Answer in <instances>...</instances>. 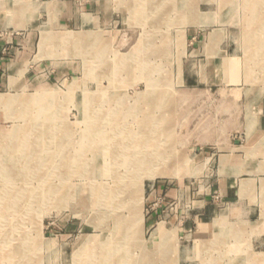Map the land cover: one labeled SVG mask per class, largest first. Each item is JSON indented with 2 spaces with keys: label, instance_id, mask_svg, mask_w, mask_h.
Wrapping results in <instances>:
<instances>
[{
  "label": "crops",
  "instance_id": "1",
  "mask_svg": "<svg viewBox=\"0 0 264 264\" xmlns=\"http://www.w3.org/2000/svg\"><path fill=\"white\" fill-rule=\"evenodd\" d=\"M69 34L151 36L131 48L171 52L182 83L216 104L184 143L200 167L190 177L200 181L157 183L147 200L153 264L197 258L213 232L222 244L232 227H262L249 243H261L264 258V0H0V96L66 65L60 49ZM161 34L169 36L162 45Z\"/></svg>",
  "mask_w": 264,
  "mask_h": 264
},
{
  "label": "rangeland",
  "instance_id": "2",
  "mask_svg": "<svg viewBox=\"0 0 264 264\" xmlns=\"http://www.w3.org/2000/svg\"><path fill=\"white\" fill-rule=\"evenodd\" d=\"M244 5L248 6V3L245 2ZM96 37L98 38L97 35L88 34L65 36V43L61 46L62 49H60V52L63 54L66 65L57 69L58 71L56 72L59 74L56 72L52 73L53 68L49 67L48 69L52 71V76H49L48 79L32 83L26 90L0 96L1 99L7 100L6 103L4 101L0 102V142L6 147L4 149H2L3 147L0 148V159L2 158L0 160V167L3 165L2 167L9 168L11 171L8 172L15 175H31L34 173L35 175L65 174L64 172L53 171V169L48 171L46 168L44 170L42 169L41 172L39 171V173L38 171L32 172L30 166L44 168L47 165H53L54 167H59L63 164L62 160L66 156L50 155L46 157L45 155H39V157L35 158H49L50 162H52L48 164L34 162L32 164L30 162V155L27 153L29 147L25 149L26 154L23 155L20 153V147H13V143H20L19 139L22 137L25 140L28 138L29 140L27 139V142L35 141L33 139L38 134L45 139L55 132L59 135L65 128H68L67 132L73 134L72 143L74 144L73 149L71 148L72 150H69L71 152L68 158H78L77 152L81 151L82 154L83 145L87 143L84 138V135L87 133L85 130L86 124L84 123L87 115L85 111L95 110L90 104L88 106L86 103L84 104V101L87 98L91 99V97L93 101L94 97H100L104 94V97L107 98L114 97V99H104L105 103L108 102L111 105L113 103L112 101L116 100L115 98L123 96V100L122 98H117L119 104L115 109L117 111H125L124 115L120 114L118 116L125 117L124 119L122 118L123 121L131 116L130 114H126L127 110L136 112L137 121L142 123L147 122L149 118L154 116L153 119H156L154 130L156 132L153 135L154 139H150V142L157 141L160 145V150L163 149L166 151L167 157L169 156L171 158V161L165 164L166 168L174 169L177 163L179 164V167H177L180 171H184L185 173L183 174L186 175L176 178L145 177L146 179H141L138 182L141 185L142 201L140 205L134 209L129 208V210L128 208H123L121 210H113V212L111 209H102L101 206L99 207L93 202L91 186L95 181L106 184H111L112 181L109 177L103 178L101 176L103 173L102 170L105 169L104 158L100 155L99 149H95V147L89 145V152L87 151L88 153L86 152L84 156H81L84 161H80L81 163L78 162V166L85 171L82 173L68 172L67 174H70L68 176L69 178H66L65 186L60 189L65 194L64 196H66L64 198L66 202L58 204L60 196L55 195L50 196L49 200H46L47 202H45L46 197L43 196L41 199H44V202L33 205L27 204V209H8V211L2 208L6 207L5 204L0 205V264H153V260L149 259L152 257L151 228L148 229L144 226L143 215H145L147 200L154 190L155 185L160 182L167 184H194L200 181L197 178L190 177L194 174L192 171H198L200 167L197 163L191 161L188 153L190 148L184 146V143L195 138L200 124L206 120L203 110L209 106L214 107L216 105L215 102L210 103L202 99L200 90H189L182 83L180 77V69L182 68L172 67L170 65L169 57L171 52L162 50L148 52L134 49V47L131 48L138 41L140 43L141 41L149 42L148 39L152 38L151 36L141 35L137 41L135 39L133 41H127L124 36L119 34L113 35L107 40L104 39V36H99L100 40L96 41V45H93L94 39L97 40ZM154 38L162 45L166 43L169 36L161 34L154 36ZM94 46H98L100 48L99 50L103 52V61L91 58L92 50L95 48ZM138 46L140 45L138 44ZM174 54L179 58V51ZM141 56H144V58ZM139 61L150 63L152 72L147 74L146 69H149V67L138 66L137 63ZM99 62H102L104 66L99 64ZM113 65L120 67L118 77L110 76V70ZM114 78H117L116 81ZM198 87L204 89V86ZM46 93L47 95L53 94L54 98L48 99L45 96L39 104L41 106L29 104L32 97H40ZM18 95H20V98ZM13 98H17L19 102H8L9 99ZM22 100H24L23 104L21 103ZM92 101L90 102L92 103ZM97 110L100 109L97 108ZM104 110H111L107 103L104 106ZM27 121L30 124L26 123ZM133 127L137 128L136 123L133 124ZM141 129L139 128L138 130L137 128L138 132L144 133L146 136L153 134L150 128L146 130ZM15 130L19 132L17 135L18 138L14 135ZM31 130L34 132L32 136L29 133ZM59 140L60 142H66V138L63 137ZM49 144L53 143L49 142ZM49 148L53 147L50 146ZM22 157L25 158L22 159ZM12 166L16 167L12 169ZM50 179L19 178L15 179V181L17 183H29L27 186L28 189H26L34 192L39 190V183L45 180L53 183H59L61 180L58 177ZM80 194L81 196L79 197ZM32 196L34 197V193L26 195V198ZM179 207L184 211L188 208L187 206ZM136 208L138 209L137 213L142 218V221L139 223V219L135 216ZM16 215H22V220L17 219L15 217ZM119 222L122 223L120 229L124 228L121 230V237L117 236L116 231ZM134 228L137 229L136 234L134 233ZM258 230H262V227L256 230L250 229L246 233H237L233 229L232 231L230 229L228 231L224 230L225 236L221 235L222 238H226V241L222 244L217 243V234L213 232L214 235L207 250L205 248H202L200 251L197 250L198 257L192 258L186 263L179 261L176 257L175 264H264V258L257 255L263 247L262 244L253 241L249 243V239L257 235ZM237 235H241V238H237ZM176 237H178L177 234ZM239 239L240 242H238ZM218 240H221V237ZM11 241L12 243H10ZM106 243L107 245H105ZM22 244L24 248L20 249ZM14 249L16 250L15 252H13ZM87 251L90 253L88 254ZM128 251L130 254L127 253ZM22 252L23 256L21 255ZM37 252L39 254H36ZM198 252H200V255ZM252 252L255 254L253 255ZM14 254L17 255L14 256ZM83 256L85 259H83Z\"/></svg>",
  "mask_w": 264,
  "mask_h": 264
},
{
  "label": "bare ground",
  "instance_id": "3",
  "mask_svg": "<svg viewBox=\"0 0 264 264\" xmlns=\"http://www.w3.org/2000/svg\"><path fill=\"white\" fill-rule=\"evenodd\" d=\"M151 20V19H149ZM160 21V20H159ZM163 21V20H162ZM161 21V22H162ZM50 32V31H49ZM45 33V32H43ZM47 34V33H46ZM51 34V32H50ZM52 35V34H51ZM50 35V36H51ZM70 35V34H69ZM145 35V34H144ZM49 36V35H48ZM73 36V35H72ZM48 38V37H47ZM50 40V39H49ZM48 40V42H49ZM151 40V39H150ZM149 40V41H150ZM98 41V40H97ZM71 43V42H70ZM94 44L96 45V43L94 42ZM93 44V45H94ZM68 45V44H67ZM72 45V44H70ZM98 45V44H97ZM81 46V45H80ZM44 47V46H43ZM95 47V46H94ZM72 48V47H71ZM69 49V48H68ZM67 49V50H68ZM100 48H98V46H96L92 51L93 53H89L91 54V58L94 59H99L102 60V58H104L103 52H101L99 50ZM70 50V49H69ZM68 50V51H69ZM78 50V49H77ZM106 50V48H105ZM145 51V50H144ZM143 51V52H144ZM106 52V51H104ZM108 52V51H107ZM142 52V53H143ZM47 54V53H46ZM135 54V53H134ZM146 54V53H145ZM106 55V54H105ZM87 56V55H86ZM90 56V55H89ZM134 56V55H133ZM137 56V55H135ZM146 56V55H144ZM144 56H141L142 58H144ZM149 56V54H148ZM123 58V57H122ZM130 58V57H129ZM138 58V57H137ZM93 60V59H92ZM144 60V59H143ZM95 61V60H94ZM132 62V61H131ZM99 64H103L102 62ZM98 64V65H99ZM108 64V63H106ZM122 64V63H121ZM138 66L142 67H149V69L151 68V65L144 63V61L142 62H138L137 63ZM100 65V66H101ZM87 66V64H86ZM104 66V65H102ZM106 66V65H105ZM121 66V65H119ZM127 68V67H126ZM106 69V68H105ZM104 69V70H105ZM146 69L147 74H150L152 72V70L150 69ZM122 70V69H121ZM132 70V69H131ZM120 67L113 65L111 67L110 70V76L112 77H118L120 74ZM127 71V70H126ZM144 74V73H143ZM145 75V74H144ZM115 81L117 78H114ZM146 79V78H145ZM149 79V77H148ZM165 79V78H164ZM162 81V80H161ZM152 84V83H151ZM150 87V86H149ZM167 92V91H165ZM54 93V92H53ZM100 95V94H99ZM98 95V96H99ZM113 95V94H112ZM47 96L48 99L54 98L53 94H44L40 97L35 96L32 97L29 104L31 105H39L41 100ZM105 95L103 94L100 97H94V100L92 101V97L87 98L84 101V104L86 103V105L88 106L90 104V106H93L95 110H86L85 113H87L86 118H85V130L87 131V133L84 135V138L86 139L87 143H84L85 145H83V150H82V154L81 151L77 152L78 154V158H68V155H70L69 151L72 147H73V134L67 132L68 128H65L64 131L59 135L55 132L51 135H49L47 138H43L41 137L39 134L38 136L33 139L35 141H31V142H27V139L25 140L24 137L20 138V143H13V147L19 146V150L20 153L25 155L26 154V150L28 147V155H30V162L33 164L34 162H42V163H46L48 164L50 162L49 158L46 159H38L35 157H39V155H45L50 156V155H62V156H66L62 161L63 164H61L59 167L58 166H48L47 167H42V168H38L37 166H30V170L33 171H39L41 172L42 169L44 170L46 168V170L51 171V169H53V171H60V172H64L65 174H58V175H41V174H31V175H18V174H10L11 171L9 170V168H5V167H0V205L5 204L6 207H2L5 210L8 209H13V210H21V209H27L28 207H26V205H33V204H38L41 202H44V199H41V197H46L45 202H47L49 200L50 196H60V199L58 201V204H60L61 202H66L65 201V194H63V191L60 190L65 186L66 183V178H69L67 173L68 172H76V173H82L85 170L81 167L78 166V162L81 163L82 161H84V159L81 158V156H84L86 154V152L89 149V145L95 147V149H99L100 150V155L103 156V161L105 162V169L102 170L103 173L101 174V176L104 178L109 177L111 179V184H106V183H101V182H93L91 189H92V196H93V202L95 203V205L97 206H101V208H105V209H111L112 212L113 210H121L123 208H135L138 205H140L141 203V185H139L138 182H140L141 179H146L147 178H156V177H179V176H185L186 174L184 171H180L179 164L176 163V168L174 169H170V168H166L165 164H167V162L171 161V158H169V156L167 157V152L164 151L163 149L160 150V145L159 143L156 142H150V139H154V132H156L154 130V125L156 123V119H153L154 116H152V118H149L147 120V122H139L137 121V113L136 112H132L130 110H127L126 114H130V118H126L127 120L123 121L122 118L123 117H118L120 114L124 115L125 111H117L115 110L118 107V101L117 98H122L123 100V96L121 97H117L115 98V101H112V105L108 102H106L109 107L111 108V110H104V106H105V102L104 99H114V97H104ZM18 97L20 98V95H18ZM161 97V96H160ZM81 98V97H80ZM23 99V98H22ZM47 99V100H48ZM144 99V98H143ZM160 100V99H159ZM5 102L7 100L1 99L0 98V102ZM10 101V103H15V102H19V100L17 98H13V99H9L8 102ZM24 100L21 101V103L23 104ZM46 101V100H45ZM92 101V103L90 102ZM44 102V101H43ZM141 102V101H139ZM166 102V101H165ZM4 103V105H5ZM28 104V105H29ZM84 104H82L83 106H85ZM122 105H124V103H122ZM149 105V104H148ZM22 106V105H21ZM41 106V105H39ZM136 106V105H135ZM164 106V105H162ZM46 107V105H45ZM44 107V108H45ZM27 108V107H26ZM39 108V107H38ZM97 108H99L100 110H97ZM120 108V106H119ZM136 108V107H135ZM146 108V107H145ZM48 109V108H47ZM150 109V108H149ZM22 110V109H21ZM20 110V111H21ZM28 110V109H27ZM42 112V111H41ZM139 112V111H137ZM161 112V111H160ZM159 112V113H160ZM164 113V112H163ZM30 114V113H29ZM90 114V115H89ZM154 115V114H153ZM166 115V114H165ZM34 117V116H33ZM158 117V115H157ZM164 117V116H161ZM125 118V117H124ZM123 118V119H124ZM31 119V118H30ZM28 123V121L26 122ZM25 123V124H26ZM136 123V126L139 130V128H142L143 130L145 129H151V131H153V134H151L150 136H146L144 133L138 132L137 128L133 127V124ZM24 124V123H23ZM30 124V123H28ZM34 126V125H33ZM60 127V126H59ZM21 128V127H20ZM35 129V127H34ZM59 129V128H57ZM61 129V127H60ZM141 129V130H142ZM23 131V130H22ZM35 131V130H34ZM72 131V130H71ZM167 131V130H166ZM7 132V131H6ZM40 132V131H39ZM58 132V131H57ZM73 132V131H72ZM162 132V131H161ZM16 138L18 135V131L15 130L14 132ZM30 135L32 136L34 134V132L31 130ZM36 133V132H35ZM75 133V132H74ZM1 134V133H0ZM41 134V133H40ZM14 136V137H15ZM25 136V135H24ZM79 136V135H78ZM6 137V136H5ZM61 137L66 138V142H60L59 139H61ZM165 137V136H164ZM6 139V138H5ZM13 140V139H12ZM29 140V139H28ZM78 140V139H77ZM157 140V139H156ZM159 140V139H158ZM15 141V139H14ZM89 141H91L90 143H88ZM49 142L53 143V144H49ZM75 143V142H74ZM8 144V143H7ZM11 144V143H10ZM161 144V143H160ZM50 146H52L53 148H49ZM3 147V148H2ZM9 147V146H8ZM169 147V146H168ZM0 148L4 149L6 148L1 142H0ZM73 149V148H72ZM71 149V150H72ZM91 150V149H90ZM89 152V151H88ZM87 152V153H88ZM97 152V151H95ZM169 152V151H168ZM76 154V155H77ZM90 154V153H89ZM11 155V154H10ZM91 155V154H90ZM97 155V154H96ZM169 155V154H168ZM61 156V157H62ZM9 157V155H8ZM14 157V156H13ZM21 157V156H19ZM17 157V158H19ZM57 157V156H56ZM16 158V157H15ZM25 157H22V159ZM63 158V157H62ZM94 158V157H93ZM2 159V158H1ZM0 159V160H1ZM54 159V158H53ZM100 159V158H99ZM6 160V158H5ZM4 160V161H5ZM9 160V159H8ZM14 160V159H13ZM28 160V159H27ZM91 160V159H90ZM17 161V160H16ZM81 161V162H80ZM100 161V160H99ZM9 162V161H8ZM52 162V161H51ZM50 162V163H51ZM56 162V161H54ZM59 162V161H58ZM2 163V162H1ZM7 163V162H5ZM61 163V162H60ZM184 163V161H183ZM40 164V163H39ZM59 164V163H58ZM181 164V163H180ZM185 164V163H184ZM1 165V164H0ZM15 165V164H14ZM183 165V164H182ZM39 166V165H38ZM81 166V165H80ZM178 166V167H177ZM185 166V165H184ZM9 167V166H8ZM16 167V166H12V169ZM94 167V166H93ZM182 167V166H181ZM93 169V168H92ZM45 170V171H46ZM15 172V171H13ZM44 172V171H43ZM91 172V171H90ZM12 173V172H11ZM56 173V172H55ZM98 173V172H97ZM82 175V174H81ZM89 175V174H88ZM78 176V175H77ZM53 177H58L60 178V182L59 183H53L51 182L52 180L50 178ZM26 179V178H38V179H50L49 180H45L41 183H39V190L32 192V190H27L28 189V184L26 183H17L15 181V179ZM76 178V177H75ZM78 178V177H77ZM79 179V178H78ZM99 179V178H98ZM97 179V180H98ZM35 180V179H34ZM38 181V180H37ZM90 181V180H89ZM103 181V180H102ZM80 182V181H79ZM78 182V183H79ZM82 182V181H81ZM84 182V180H83ZM73 183V182H72ZM27 184V185H26ZM78 185V184H77ZM87 185V184H86ZM83 186V185H82ZM79 187V186H77ZM18 188V189H17ZM27 188V189H26ZM86 188V186H85ZM77 189V188H76ZM86 190V189H85ZM144 190V189H143ZM79 192V191H78ZM34 193V197H30V198H26V195L28 194H32ZM83 193V192H82ZM91 193V192H90ZM87 194V193H86ZM9 196V197H7ZM81 196V194L79 195V197ZM47 200V201H46ZM81 200V199H79ZM89 201V200H88ZM86 203V202H85ZM8 205H12V206H8ZM21 205V206H20ZM25 205V206H24ZM81 206V205H79ZM85 207V204H84ZM91 207V206H90ZM1 208V207H0ZM76 209V208H75ZM129 209V210H130ZM137 208L135 210L136 214V218L139 219L138 223L140 221H142V218L139 216V214L137 213ZM9 211V210H8ZM27 211V210H26ZM111 212V213H112ZM16 213V212H15ZM22 213V212H21ZM110 213V214H111ZM115 213V212H114ZM20 214V213H19ZM107 214V213H106ZM221 214V213H220ZM104 215V214H103ZM108 215V214H107ZM106 215V216H107ZM105 216V217H106ZM11 217V216H10ZM17 219L19 218V220H22V215H16L15 216ZM112 217V216H111ZM5 218V217H4ZM26 219V218H25ZM38 219V218H37ZM3 220V219H2ZM7 221V220H6ZM12 221V220H11ZM10 221V222H11ZM120 221V220H119ZM9 222V223H10ZM37 222V221H36ZM124 222V221H122ZM3 223V222H2ZM1 223V224H2ZM23 223V222H22ZM239 223V222H238ZM17 224V223H16ZM137 224V223H136ZM214 224V223H213ZM22 225V224H21ZM118 227L116 229L117 231V236L121 235V230L120 229L122 223H118ZM124 225V224H123ZM136 226V225H135ZM233 227L230 229V231H232ZM4 231V230H3ZM112 231V230H111ZM115 231V232H116ZM133 231V230H132ZM223 231V230H221ZM226 231V230H225ZM9 232V231H8ZM13 232V231H11ZM137 229L134 228V233L136 234ZM220 232V231H219ZM224 233V231H223ZM222 233V234H223ZM3 234V233H2ZM17 234V233H15ZM110 234V233H109ZM170 234V232H169ZM4 235V234H3ZM2 235V236H3ZM22 235V234H21ZM24 235V234H23ZM31 235V234H30ZM1 236V237H2ZM40 236V235H39ZM108 236V235H107ZM114 236V235H113ZM10 237V235H9ZM20 237V236H19ZM121 237V236H120ZM31 238V237H30ZM117 238V237H116ZM125 238V237H124ZM6 239V238H5ZM12 239V238H11ZM22 239V238H21ZM216 239V238H215ZM1 240V239H0ZM217 240H218V236H217ZM14 241V240H13ZM28 241V240H27ZM167 241V240H166ZM1 242V241H0ZM107 242V241H106ZM168 242V241H167ZM218 242V241H217ZM12 243V241L10 242ZM25 243V242H24ZM90 243V242H89ZM19 244H21V242H19ZM35 244V243H34ZM86 244V243H85ZM91 244V243H90ZM104 244V243H103ZM167 244V243H166ZM170 244V243H169ZM195 244V243H194ZM31 245V244H30ZM40 245V244H39ZM88 245V244H87ZM107 245V243L105 244ZM23 244L21 245L20 249H23L24 246ZM218 246V245H217ZM30 247V246H28ZM91 247V246H90ZM37 248V247H36ZM39 248V247H38ZM84 248V247H83ZM101 248V247H100ZM17 249V248H16ZM102 249V248H101ZM16 250L14 249L13 252H15ZM37 251V250H36ZM79 251V250H78ZM77 251V252H78ZM81 251V250H80ZM89 251V250H88ZM87 251V252H88ZM96 251V250H95ZM127 251V250H126ZM19 253V251H17ZM33 252V251H32ZM196 252V251H195ZM90 252H88L89 254ZM129 253V251L127 252ZM36 254H39L38 252ZM92 254V253H91ZM130 254V253H129ZM196 254V253H195ZM200 254V253H199ZM17 254H14V256ZM20 255V254H19ZM23 256V252L21 254ZM30 255V254H29ZM94 255V254H93ZM97 255V254H96ZM40 256V255H39ZM129 256V255H128ZM194 256V255H193ZM192 256V257H193ZM84 257V256H83ZM82 257V258H83ZM114 257V256H113ZM195 257V256H194ZM14 258V257H12ZM77 258V257H76ZM79 258L81 259V257L79 256ZM96 258V257H95ZM101 258V257H100ZM103 258V257H102ZM6 259V258H5ZM85 259V257L83 258ZM112 259V258H111ZM38 260V258H37ZM23 261V260H22ZM107 262V261H106ZM216 262V261H215ZM113 264V263H112Z\"/></svg>",
  "mask_w": 264,
  "mask_h": 264
},
{
  "label": "built area",
  "instance_id": "4",
  "mask_svg": "<svg viewBox=\"0 0 264 264\" xmlns=\"http://www.w3.org/2000/svg\"><path fill=\"white\" fill-rule=\"evenodd\" d=\"M3 51H4V50H3ZM3 51H2V52H3ZM3 53H4V52H3Z\"/></svg>",
  "mask_w": 264,
  "mask_h": 264
}]
</instances>
